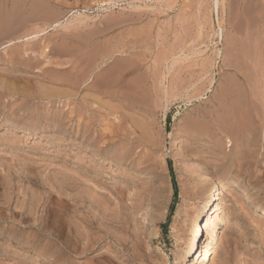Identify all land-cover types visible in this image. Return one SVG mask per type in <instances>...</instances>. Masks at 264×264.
<instances>
[{
  "label": "rangeland",
  "instance_id": "rangeland-1",
  "mask_svg": "<svg viewBox=\"0 0 264 264\" xmlns=\"http://www.w3.org/2000/svg\"><path fill=\"white\" fill-rule=\"evenodd\" d=\"M216 1L0 0V264H182L206 173L205 264H264V0Z\"/></svg>",
  "mask_w": 264,
  "mask_h": 264
},
{
  "label": "bare ground",
  "instance_id": "bare-ground-1",
  "mask_svg": "<svg viewBox=\"0 0 264 264\" xmlns=\"http://www.w3.org/2000/svg\"><path fill=\"white\" fill-rule=\"evenodd\" d=\"M7 1V0H6ZM39 1V0H38ZM41 2V15L45 18L43 19V17L41 18L42 20H49V0H40ZM2 2V1H1ZM26 3V2H25ZM29 3V2H28ZM39 5V3H38ZM218 5V0L215 2V6ZM216 8V7H215ZM214 9V8H213ZM217 10V8H216ZM8 13V12H7ZM74 16V14L77 17L81 16V13L78 11H74L71 12ZM58 15V14H57ZM1 17V16H0ZM37 17V16H36ZM54 17V16H53ZM76 17V18H77ZM31 19V18H30ZM33 19V18H32ZM40 19L38 18V21ZM75 20V17H74ZM78 20V19H76ZM80 22L83 21V19H79ZM10 22V21H9ZM44 22V21H42ZM49 22V21H48ZM76 22V21H75ZM13 23V22H11ZM15 23V22H14ZM39 23V22H38ZM73 23L72 20L67 23L62 25L63 23L58 21H54V23H52L50 29H55V28H62V27H67L68 24ZM45 24H48L45 22ZM11 25V24H10ZM40 25V24H39ZM21 26V25H20ZM24 26V24H23ZM42 26V25H41ZM37 27V26H36ZM4 28V27H3ZM221 29V28H220ZM36 30V29H35ZM12 31V30H10ZM17 31V30H15ZM13 30V33L15 32ZM21 32V31H20ZM49 32V25L47 26H42L40 28H37V31L34 34V37H37L38 35H42L45 37V35ZM12 34V33H11ZM16 36L17 33L15 32ZM235 34V33H234ZM31 35V34H30ZM25 36V35H24ZM14 37V36H13ZM219 37L221 38V40L223 39V34H222V30L221 33L219 34ZM234 38V37H233ZM14 39V38H13ZM12 39V40H13ZM17 39V37H16ZM7 40V39H6ZM20 39L16 40L19 41ZM232 40V39H231ZM16 41H7L4 44H2L3 48H6L8 46L13 45ZM236 41V40H235ZM1 48V47H0ZM47 50V46L46 44L43 46V53H45ZM219 54V53H217ZM99 67V66H98ZM109 68V67H108ZM88 72V71H87ZM140 78V77H139ZM143 84V83H142ZM231 93V92H230ZM257 94V93H256ZM222 97V96H221ZM252 97V96H251ZM251 102V101H250ZM248 103V102H247ZM245 102V104H247ZM253 103V102H252ZM241 104V103H240ZM243 105V104H241ZM240 105V106H241ZM258 105V104H257ZM245 107V106H244ZM235 114V113H234ZM239 116V115H238ZM170 136V135H169ZM204 186L206 187V200L203 203L202 206H200V210L198 212V215L196 217L195 225H194V229L192 232V238L189 241L188 244V249L186 254L182 257V261L183 263L186 262L187 257L191 258V263L192 264H205V262L209 263L210 257L212 255V253H214L212 251V243L215 240V235H216V231L218 229V227L220 226V224L223 223V210L221 205H219V203H217V197L219 194V190L216 186V183L213 182L211 173L210 174H205L204 175ZM203 178V177H202ZM252 188V187H251ZM219 233V232H218ZM218 235V234H217ZM191 237V236H190ZM217 239V238H216ZM71 244V243H70ZM212 245V246H211ZM72 246V245H71ZM70 246V247H71ZM120 247V246H119ZM74 248V247H73ZM187 248V247H186ZM72 249V248H71ZM70 248H67V250L69 251L68 253H75V251L72 252ZM76 250V249H74ZM67 252V251H66ZM71 253L68 255V259L66 260V264H75L74 260L72 258ZM76 256V254H75ZM74 256V257H75ZM77 259V258H76ZM180 261V260H179ZM189 261V260H188ZM182 263V264H183ZM206 263V264H207ZM104 264V263H103ZM181 264V263H180Z\"/></svg>",
  "mask_w": 264,
  "mask_h": 264
},
{
  "label": "trees",
  "instance_id": "trees-1",
  "mask_svg": "<svg viewBox=\"0 0 264 264\" xmlns=\"http://www.w3.org/2000/svg\"><path fill=\"white\" fill-rule=\"evenodd\" d=\"M168 168H169V171L171 173V181H172V187H173V205L171 207V209L174 208V204L176 202V199H177V184H176V181H175V177H174V174H173V171H172V166H171V162L168 161ZM172 211V210H171Z\"/></svg>",
  "mask_w": 264,
  "mask_h": 264
}]
</instances>
